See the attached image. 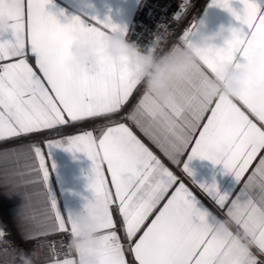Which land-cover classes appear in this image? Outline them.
Segmentation results:
<instances>
[{
	"label": "snow or ice",
	"instance_id": "1",
	"mask_svg": "<svg viewBox=\"0 0 264 264\" xmlns=\"http://www.w3.org/2000/svg\"><path fill=\"white\" fill-rule=\"evenodd\" d=\"M240 2L243 9L237 12L232 0H212V6L229 11L241 25L231 27L222 45L196 47L195 21L179 36V43L193 48L200 67L187 81H172L171 106H164L146 90L132 102L142 83L130 70L105 62L100 70L89 73L86 65L72 57L71 46L81 32L93 33L98 46L107 33H123L110 20L88 24L74 16L61 24L45 11L51 0H0V19H8L7 33L14 37L0 41V62L10 61L0 63V141L104 122L95 130L67 136L66 148L85 153L92 161L88 188L94 199L84 208L99 222L103 241L97 253L99 264H264V4ZM187 9L185 0L174 19L182 20ZM29 58L34 59L35 68ZM224 66L249 73L238 97L210 95ZM120 121L133 122L177 166L187 152L183 172L221 209L228 205L227 216L239 233L250 237L251 246L242 245L234 233L215 235L210 225L217 217ZM53 146H62L61 138L45 141L46 154L32 144L0 153L5 160L12 154L33 161L25 165L26 171L15 173L20 177L17 187L31 186L29 201L43 198L39 215L31 203L19 213L22 241L66 232L69 226L70 235L77 231L72 214L60 213L49 189L55 166L50 164V172L48 149ZM258 155L259 162L244 180ZM196 158L222 164L239 185L243 181L234 199L222 193L215 180L197 183L192 178L189 165ZM114 211L127 249L117 233ZM7 235L0 228V241ZM8 243L6 255L23 250ZM51 251L49 264H79L77 253L61 260L54 246ZM126 251L131 259H126Z\"/></svg>",
	"mask_w": 264,
	"mask_h": 264
},
{
	"label": "crops",
	"instance_id": "2",
	"mask_svg": "<svg viewBox=\"0 0 264 264\" xmlns=\"http://www.w3.org/2000/svg\"><path fill=\"white\" fill-rule=\"evenodd\" d=\"M140 0H51V3L46 5L45 11L56 16L57 20L61 23H68L74 16L80 17L88 24L95 23L96 21H106L123 29V33L129 29L136 7ZM264 4V0H260ZM232 8L237 12H241L243 4L240 0H232ZM4 19V18H3ZM3 19H0L2 21ZM193 21L196 22L197 32L193 36V42L196 43L198 35L201 32L210 33L214 31L218 25L224 24L230 27H241L239 21L227 10L212 6V0H202L196 8ZM14 40L12 33H4L0 35V41ZM218 46L222 42H217ZM10 61H3L0 63H7ZM29 63L35 68L34 59L29 58ZM38 71V69H37ZM143 84L139 85L134 93L132 102L135 103L144 92ZM239 104V101H234ZM131 105H129L130 107ZM126 123L133 133L147 146L162 162L169 168L186 187L210 210V212L219 219L225 220L220 215V210L224 214L227 213L226 205L223 209L217 206L212 199L195 184L190 177L187 176L182 170L183 161L186 160L187 152L181 157L182 163L177 166L173 164L161 150L148 138L143 132L131 121H120ZM76 124L75 129H66V126L61 127L56 131H45L40 134H32L29 137L9 139L0 141V153L6 149L12 150L20 144L39 145L44 149L46 140L61 138L62 146H53L48 149L49 153V168L50 164H54V170L51 172L49 178V189L51 194L55 197L58 209L61 214L68 216L72 213H79L83 211L85 204L89 200L94 199V193L88 188V176L91 175L92 161L85 153L67 151V144L69 135L78 134L84 130H95L98 125L95 121L80 127ZM99 135V132H95ZM198 134V133H197ZM264 155V153H261ZM260 156L253 161L247 173H245L244 180L254 170L256 164L259 162ZM33 163V161H25L22 158L16 159L12 154H9L5 160L0 156V228L5 230L7 227L12 226L17 233L21 236V230L18 228L19 213L31 203L37 213L44 210V203L42 197H33L31 201L27 198V192L32 191L31 186L28 188L17 187V181L20 179L15 173L26 171L25 165ZM193 171V179L197 183H212L213 180L218 185L222 193H229L235 198L238 194L240 187H243V181L239 185L234 176L226 173L223 165L213 164L209 160H202L200 158L193 159L189 165ZM105 175L110 181V175L106 172ZM25 176L24 179H28ZM41 187V186H36ZM174 190V189H173ZM230 203V201H229ZM227 215V214H226ZM114 218L117 220V233L120 236L121 242L127 249V241L124 233L120 227V218L115 214ZM233 230V228H232ZM70 231V226H69ZM233 232H235L233 230ZM71 237V235H70ZM255 250V249H253ZM74 256V252L73 255ZM69 256L67 258H72ZM66 258V257H65ZM132 257L127 254L126 259ZM64 258H61V260ZM43 264H49V261Z\"/></svg>",
	"mask_w": 264,
	"mask_h": 264
},
{
	"label": "clouds",
	"instance_id": "3",
	"mask_svg": "<svg viewBox=\"0 0 264 264\" xmlns=\"http://www.w3.org/2000/svg\"><path fill=\"white\" fill-rule=\"evenodd\" d=\"M9 28L7 18L0 21V31L7 33ZM230 31V26L220 24L210 33L201 32L196 47L210 49L218 46V41L223 44L229 38ZM162 44L161 38L157 37L147 51H143L136 44L130 43L123 33L116 31L107 33L98 46L93 33L81 32L71 46V54L77 63L87 66L89 73L100 70L105 62L120 70H130L150 95L162 105L171 106L168 90L172 81H187L190 73L196 71L200 64L192 47L176 43L164 51ZM248 77L249 73L244 68L224 66L216 77L210 95L238 97L244 91ZM72 218L77 231L71 235L69 249L79 255V264H99L97 253L103 248L99 222L93 220L85 208L79 213H72ZM210 226L218 237L234 233L242 245L251 246L250 237L233 232L232 223L228 220L217 218ZM37 260L36 253L20 250L15 253L13 264H37Z\"/></svg>",
	"mask_w": 264,
	"mask_h": 264
},
{
	"label": "built area",
	"instance_id": "4",
	"mask_svg": "<svg viewBox=\"0 0 264 264\" xmlns=\"http://www.w3.org/2000/svg\"><path fill=\"white\" fill-rule=\"evenodd\" d=\"M202 0H188V9L186 14L182 13L183 19L176 21L174 17L181 10V5L185 0H140L131 25L125 32V38L136 44L141 50L147 51L157 37L163 41L162 47L164 51L179 43V36L185 28L193 22L196 8ZM97 124H103L102 120H96ZM89 122L80 123L82 127ZM76 125V124H75ZM75 125L66 126V129H75ZM220 215L231 222L230 218L220 210ZM232 223V222H231ZM232 228L238 232V227L232 223ZM8 235L4 241H0V264H13L14 254H5V249L9 248L11 242L15 246H19L25 252L36 253L38 256L37 264L52 259L53 253L51 248L54 246L55 253L58 259L69 257L73 252H69L70 231L51 232L48 235L36 239L22 241L21 236L17 233L14 227L9 226L5 230Z\"/></svg>",
	"mask_w": 264,
	"mask_h": 264
}]
</instances>
